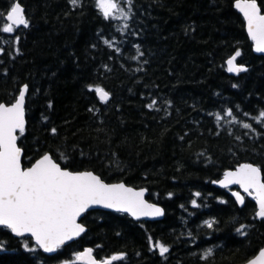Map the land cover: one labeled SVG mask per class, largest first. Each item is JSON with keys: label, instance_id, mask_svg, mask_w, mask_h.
Here are the masks:
<instances>
[{"label": "trees", "instance_id": "16d2710c", "mask_svg": "<svg viewBox=\"0 0 264 264\" xmlns=\"http://www.w3.org/2000/svg\"><path fill=\"white\" fill-rule=\"evenodd\" d=\"M235 1L121 0L127 19L106 20L96 0H18L29 27L0 31V103L27 86L23 166L49 153L70 171L146 188L165 214L144 221L90 211L81 238L51 256L0 227V264H77L84 247L98 260L125 257L113 264H242L257 254L264 219L255 202L239 207L215 186L241 163L264 179V56L253 53ZM12 5L0 0V13ZM237 50L247 70L232 76L226 61Z\"/></svg>", "mask_w": 264, "mask_h": 264}, {"label": "snow or ice", "instance_id": "6c2138e0", "mask_svg": "<svg viewBox=\"0 0 264 264\" xmlns=\"http://www.w3.org/2000/svg\"><path fill=\"white\" fill-rule=\"evenodd\" d=\"M69 2L78 6V0ZM127 3L130 5L131 0H127ZM96 7L106 20L127 19L121 0H96ZM235 7L247 22V31L254 42L255 51L264 53V14L257 0H236ZM0 17L5 19L3 27L0 28L4 33H13L21 26L29 27L25 9L18 0H13L10 10L7 13H0ZM240 54L237 50L226 61L228 72L239 73L247 70L235 64ZM89 90H93L91 86ZM27 91V86H24L16 101L10 106L0 103V226L7 228L17 237L31 236L40 248L51 253L66 241L85 232V227L77 223V220L93 206L99 205L128 212L137 218L142 215H163L160 208L145 203L143 191H133L123 183L107 184L91 171H69L62 168L47 153L31 167L23 168L22 150L18 147L17 140L25 132L24 110ZM94 91L102 102H107L109 93L100 87H96ZM154 104L155 101L148 107L152 108ZM227 115L232 116V112L229 110ZM260 118L264 119V112H261ZM217 119H220L219 115ZM243 127L249 128L250 125L244 124ZM55 131L53 128L52 132ZM65 158L61 153V159ZM261 174V168L245 163L234 172H226L220 184L225 188L230 184H238L249 195L255 193L253 199L258 204L256 217L264 219V179ZM232 195L237 202L244 204V197L239 192H233ZM192 203L194 207L198 206L195 200ZM206 223L211 228L215 221ZM243 227L237 231H242ZM149 240L151 241V237ZM155 246L161 256L169 251L168 247L159 241ZM2 247L3 244L0 242V248ZM92 251L87 249L77 256V259H86L87 264H97L92 257ZM211 254L209 249L205 258ZM124 259L122 254L113 255L101 264H113V261ZM250 264H264V250H261L259 256L250 261Z\"/></svg>", "mask_w": 264, "mask_h": 264}, {"label": "water", "instance_id": "95a60500", "mask_svg": "<svg viewBox=\"0 0 264 264\" xmlns=\"http://www.w3.org/2000/svg\"><path fill=\"white\" fill-rule=\"evenodd\" d=\"M235 2H236V1H235ZM235 2H234V8L236 9V11H237V12L243 17V19H244L243 14H242V13H241V12L235 7ZM257 4H258V3H257ZM12 6H13V5H12ZM21 6H22V5H21ZM258 6H259V5H258ZM22 7H23V6H22ZM23 8H24V7H23ZM262 14H264V13H262ZM244 22H245V29H246V33H247V35H248V38L250 39V41H251L252 44H253V46H252V51H253V53H254L255 55H258V56H264V53H258V52L255 51V45H254V42L251 40V38H250V36H249V34H248V31H247V22H246L245 19H244ZM19 28H24V27L21 26V27H19ZM235 64H236L238 67H244L245 69H247V66H245V65H243V64H239V63L237 62V58H236ZM226 68H227V63H226ZM244 72H246V71L239 72V73H236V72H228V73H229L230 75H232V76H239L240 74H242V73H244ZM24 86H26V85H23V86L21 87V89H22ZM20 91H21V90H20ZM26 95H27V93L25 94V100H26ZM97 97L99 98L98 94H97ZM17 98H18V96H17ZM17 98H16V99H17ZM99 99H100V98H99ZM100 100H101V99H100ZM109 100H110V95H109V98H108L107 102H108ZM15 101H16V100H15ZM15 101H14V102H15ZM14 102H13V103H14ZM4 104H5V103H4ZM5 105H6V106H10L11 104H9V105L5 104ZM24 119H25V129H26L27 120H26V113H25V110H24ZM17 145H18V147H19L18 140H17ZM21 150H22V149H21ZM47 154H49V153H47ZM49 155H50V154H49ZM42 156H43V155H42ZM42 156H41V157H42ZM41 157H39L38 159H40ZM22 158H23V150H22V156H21V163H22ZM38 159H36V160H35L30 166H28V167H24V166H23V163H22V167H23V168H29V167H31V166H32V165H33ZM241 164H245V163H241ZM241 164H240V165H241ZM247 164H252V163H247ZM240 165H238V166H237L236 168H234V169L226 170V171L224 172L223 176L221 177V179L215 182V186H216V187H219V188H222V189H228L229 195L235 200L236 204H237L239 207H243L244 204H240L239 202H237L235 196L232 195L233 192H239L240 195L244 197V200H245V197H247V198L253 200V201L255 202V205H256V212H257V211H258V204H257V202L253 199V196L255 195V193H253L252 195H249L248 193L244 192V190H243L238 184H230V185H229L228 187H226V188H225V187H222L221 184H220V181H222V180L224 179V175H225L226 172H230V171L234 172V171H235ZM252 165L258 167V166L255 165V164H252ZM62 168H63V167H62ZM69 171H70V170H69ZM73 172H83V171H73ZM91 172H92V171H91ZM93 174H95V173L93 172ZM95 175H97V174H95ZM261 175H262V179H263V173H262ZM97 176H98V175H97ZM103 182H105V183H107V184H119V183H123V184L125 185V187L131 188L133 191H136V192H138V191H143V192H144L143 199H144L145 203L160 208V209L162 210V212H163V215H158V216H156V215L143 216V215H142V216H140L139 218H137V217L131 215V214L128 213V212L116 211L115 209H112V208H104V207H102V206L96 205V206H93L92 208H89V209H88L86 212H84V213L78 218V220H77V223H81V224L85 227V232L87 231V228H86V226L82 223V219H83V217L85 216L86 213H88V212H90V211H94V210H102V211H110V212L124 213V214L129 215L133 220L159 221V220H162V219L164 218L165 211H164L163 207H162L161 205H159V204H156V203H153V202H150L149 200H147V198H146V196H147V189H146V188H135V187H132V186H129V185L125 184L124 182L108 183V182H106V181H104V180H103ZM256 218H257V217H256ZM257 220H261V219H260V218H257ZM0 227H3V226H0ZM9 231H10V230H9ZM10 232H11V231H10ZM85 232L81 233L80 236L75 237V238H73L72 240H68V241H66V242H65L63 245H61L59 248L65 247V246L70 245V244H72L73 242L79 240V239L81 238V236H82ZM11 234H12L14 237H16V238H23V237H17V236L14 235L12 232H11ZM24 237H26V236H24ZM28 237H31V236H28ZM31 238H32V237H31ZM32 240H33V242L35 243L34 238H32ZM35 244H36V243H35ZM36 245H37V244H36ZM37 246H38V245H37ZM38 247H39V246H38ZM39 248H40V247H39ZM59 248H58V249H59ZM58 249H57V250H58ZM87 249H90V248H89V247H84L82 250H80V251L78 252L77 256L83 254ZM40 250H41L44 254H46V255H54V254L57 252V250L54 251V252H51V253H49V252H45L42 248H40ZM261 250H264V246H263V247L257 252V254H256L255 256H253L252 258H250L249 260H247L246 262H244V263H242V264H250V261L256 259V258L259 256V253H260ZM92 257H93V259H95V260L97 261V264H101L102 261L98 260V259L93 255V253H92ZM108 259H110V258H108ZM108 259H105V260H108ZM103 261H104V260H103ZM77 262H78L79 264H87V260H86V259H83V260H78V259H77Z\"/></svg>", "mask_w": 264, "mask_h": 264}, {"label": "rangeland", "instance_id": "374dc122", "mask_svg": "<svg viewBox=\"0 0 264 264\" xmlns=\"http://www.w3.org/2000/svg\"><path fill=\"white\" fill-rule=\"evenodd\" d=\"M76 260H75V258H74V260L72 261V262H75ZM69 262H63V263H60V264H68Z\"/></svg>", "mask_w": 264, "mask_h": 264}]
</instances>
